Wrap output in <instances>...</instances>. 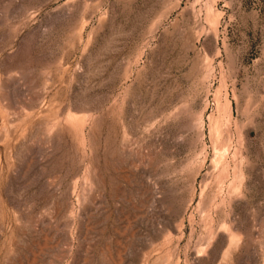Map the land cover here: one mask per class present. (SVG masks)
<instances>
[{"label":"rangeland","instance_id":"rangeland-1","mask_svg":"<svg viewBox=\"0 0 264 264\" xmlns=\"http://www.w3.org/2000/svg\"><path fill=\"white\" fill-rule=\"evenodd\" d=\"M0 264H264V0H0Z\"/></svg>","mask_w":264,"mask_h":264},{"label":"bare ground","instance_id":"bare-ground-1","mask_svg":"<svg viewBox=\"0 0 264 264\" xmlns=\"http://www.w3.org/2000/svg\"><path fill=\"white\" fill-rule=\"evenodd\" d=\"M213 14V13H212ZM211 16V15H210ZM214 16V15H213ZM212 16V17H213ZM216 18V17H215ZM214 18V19H215ZM218 20V19H217ZM226 109L228 108V106H226L225 107ZM216 127H217V125H216ZM219 129V128H218ZM237 150V149H236ZM236 153V152H235ZM223 153L221 152L220 153V156H223L222 155ZM228 165V164H227ZM236 166V165H235ZM227 167V166H226ZM223 177H224V180L228 177V172H227V168H224L223 169V171H222V174H221ZM242 179V175H241V173L239 172V170L237 169V167H235L234 168V173H233V178L231 179V181L229 182V188L230 189H234L236 186H237V184H238V182L240 181ZM223 180V181H224ZM226 181H228V179L226 180ZM225 182V181H224ZM231 191V190H230Z\"/></svg>","mask_w":264,"mask_h":264}]
</instances>
